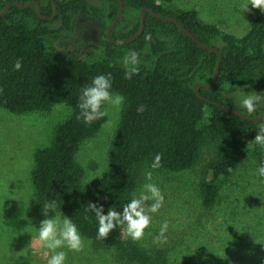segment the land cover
I'll use <instances>...</instances> for the list:
<instances>
[{
    "label": "trees",
    "instance_id": "trees-1",
    "mask_svg": "<svg viewBox=\"0 0 264 264\" xmlns=\"http://www.w3.org/2000/svg\"><path fill=\"white\" fill-rule=\"evenodd\" d=\"M10 0H0V10ZM26 3L30 0H18ZM40 13H53L51 0H35ZM56 15L39 18L35 5H11L0 16V106L13 113L45 111L56 103L70 106V114L53 130L45 147L34 152L31 183L37 212L44 217L63 212L77 225L94 248L112 249L117 264H164L161 252L149 253L121 228L107 238H97L95 214L88 205L99 203L121 210L132 197L138 175L160 154V166L171 171L192 167L203 148L211 151L204 175L197 185L200 202L210 207L216 201L227 176L237 168L243 155L264 161V149L254 141L258 121L245 120L207 100L232 107L226 93L254 81L264 82V12L251 20L247 31L236 36L216 23L202 22L195 9H183L172 0H122V14L110 32L112 39L134 34L141 7L178 19L201 42L217 47L222 58L215 82H209L217 54L199 47L177 24L155 18L144 10V26L135 39L113 43L103 36L102 53L86 61L46 44L73 26V15L105 23L117 11L116 0H54ZM135 51L138 72L125 78L123 57ZM21 60L22 67L13 64ZM110 74L115 92L124 105L107 150V167L101 178L84 182V169L75 153L93 136L105 117L85 124L78 118L81 89L94 76ZM233 108V107H232ZM264 109L257 110L254 115ZM55 201V208L44 205ZM213 264V263H208Z\"/></svg>",
    "mask_w": 264,
    "mask_h": 264
},
{
    "label": "rangeland",
    "instance_id": "rangeland-1",
    "mask_svg": "<svg viewBox=\"0 0 264 264\" xmlns=\"http://www.w3.org/2000/svg\"><path fill=\"white\" fill-rule=\"evenodd\" d=\"M172 2L179 8L195 9L202 22L219 24L236 36L247 31L260 11L251 5L248 11H240L238 6L244 0ZM72 21L70 31L56 38L49 36L46 44L86 61L101 55L105 23L79 14L73 15ZM240 90L264 91V82L254 81L226 93L233 108L254 115L240 108ZM105 110L100 129L75 153L84 169V182L101 178L107 167V150L120 111L111 106H105ZM70 111L65 103L26 113H13L0 106V264H46L50 253L37 239L36 227L44 217L35 207L31 171L34 152L49 144L54 127ZM210 156V149L203 148L198 161L184 170L152 169L150 165L142 168L133 194H138L142 184L151 182L160 188L164 200L158 212L150 213L152 222L143 238L134 242L149 253L161 252L164 264H264V182L255 175L256 160L248 153L243 155L224 180L214 204L207 208L201 205L197 185ZM149 171L151 181L145 177ZM58 213L65 215H55ZM164 221L168 227L161 236ZM82 237L84 247L80 252L64 249L66 264H117L112 249H96ZM123 238L130 237L123 233Z\"/></svg>",
    "mask_w": 264,
    "mask_h": 264
},
{
    "label": "clouds",
    "instance_id": "clouds-1",
    "mask_svg": "<svg viewBox=\"0 0 264 264\" xmlns=\"http://www.w3.org/2000/svg\"><path fill=\"white\" fill-rule=\"evenodd\" d=\"M249 5L264 12V0H244L238 7L240 11L245 12L249 10ZM122 65L125 69V78L131 79L132 75L139 70L137 53L131 51L126 54L122 59ZM13 67L17 71L21 69L22 64L19 58ZM124 99L122 94L113 90L110 74L96 75L90 84L81 89L77 105L80 110L78 118H83L85 124H90L93 119H100L107 115L105 106H111L116 112H119L124 105ZM237 101L242 110L252 114L264 105V91L245 92L240 90ZM106 123L111 126L113 122L107 121ZM254 141L257 146L264 149V123L258 126ZM160 160V154H156L150 167L152 169L159 168ZM255 175L264 182V161L255 169ZM145 177L147 181H151L152 172H146ZM163 200L164 196L160 188L155 183L146 182L141 185L138 194H133L121 210L108 208L105 212L102 204L91 202L88 205V210L95 214L97 238H107L110 231L119 227L133 241L141 240L145 235V229L151 225L152 216L150 213L158 212ZM44 207L55 208V201L49 202ZM43 215L44 219L36 227V233L40 247L47 249L50 253L46 264H66L64 249L80 252L84 247L81 232L67 215L62 213L51 217H47L44 213ZM167 227L168 222L164 221L160 228L161 236Z\"/></svg>",
    "mask_w": 264,
    "mask_h": 264
},
{
    "label": "water",
    "instance_id": "water-1",
    "mask_svg": "<svg viewBox=\"0 0 264 264\" xmlns=\"http://www.w3.org/2000/svg\"><path fill=\"white\" fill-rule=\"evenodd\" d=\"M117 1V4H118V7H117V11H116V14L114 15V17L110 20V22L108 23V25L106 26V29L104 31V37L110 41V42H113V43H126L128 41H131L133 39H135L137 36H139L142 32V29H143V26H144V10H147L150 14H152L155 18L157 19H160V20H163V21H168V22H173L175 24H177V26L181 29V31L187 35L188 37H190L199 47L201 48H204V49H207L209 51H212L214 53L217 54V60H216V63H215V66H214V69H213V72L211 74V78L209 80V82H206V83H203V82H195L193 84V90L195 91V93L201 98V99H204L196 90V86H202V87H210L213 85V83L215 82L216 80V77H217V73H218V70H219V66H220V62H221V58H222V53L221 51L215 47V46H211V45H208V44H205L203 42H201L200 40H198L194 35L193 33L188 30L184 25L183 23H181L178 19H176L175 17L173 16H170V15H163V14H160L154 10H152L151 8H147V7H141L139 9V26L136 30V32L134 34H132L131 36L127 37V38H123V39H112L110 37V32L112 30V28L115 26V24L117 23V21L120 19L121 17V14H122V8H123V5H122V0H116ZM52 2V5H53V13L50 15V16H45V15H42L40 13V6L38 4L37 1L35 0H30L26 3H22L18 0H10L8 1L5 6L0 10V16L3 15L7 10L8 8L11 6V5H17L21 8H25V7H28L30 6L31 4H34L35 5V12H36V15L41 18V19H44V20H50L52 19L56 13H57V6L55 4V1L54 0H51ZM209 103H212L220 108H222L223 110L225 111H229V112H232L233 114L245 119V120H249V121H258V120H261L264 118V109L259 113V114H256V115H247V114H244L242 112H240L239 110L235 109V108H232L230 106H226V105H223V104H220L218 102H213L211 100H207Z\"/></svg>",
    "mask_w": 264,
    "mask_h": 264
}]
</instances>
